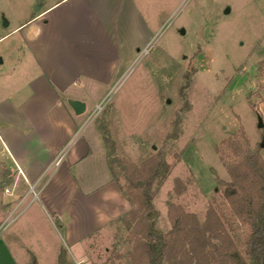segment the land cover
<instances>
[{"label":"rangeland","instance_id":"obj_1","mask_svg":"<svg viewBox=\"0 0 264 264\" xmlns=\"http://www.w3.org/2000/svg\"><path fill=\"white\" fill-rule=\"evenodd\" d=\"M55 1L0 0V100H21L30 92L35 68L24 51L23 26L15 28ZM135 5L140 20L127 18L128 31L120 38L136 33L139 49L129 55L119 48L121 58L106 82L81 77L68 88L69 95L59 98L67 105L71 98L86 101L79 119L88 122L81 134L93 143L91 161H98L103 148L126 200V191L138 186L130 185L132 177L144 183L151 162L161 159L167 165L150 190L157 229L167 233L176 218L204 223L211 209L242 254L248 228L233 214L226 192L234 187L232 176L238 173L233 167L244 156L257 153L264 163V0H135ZM3 138L0 212L7 233L22 221L8 223L10 218L34 193ZM105 173L89 176L90 183L99 184ZM65 180L70 187L69 177ZM24 193L27 197L13 210ZM134 201L131 206L127 200V211L82 242L80 263L61 241L63 264H131L134 242L127 238H135L134 230L120 217L136 210ZM30 212L46 214L37 200L22 216ZM136 220L129 218L131 228ZM43 245L39 253L45 254ZM47 255H41V264H53Z\"/></svg>","mask_w":264,"mask_h":264},{"label":"crops","instance_id":"obj_2","mask_svg":"<svg viewBox=\"0 0 264 264\" xmlns=\"http://www.w3.org/2000/svg\"><path fill=\"white\" fill-rule=\"evenodd\" d=\"M129 17L140 20L135 0H56L15 28L23 26L24 51L35 73L25 98L0 100V136L34 194L10 218L8 223L22 221L7 233L2 230L6 216L0 212V264H41L45 254L58 264L62 242L80 263L82 242L129 208L103 148L96 154L98 161H91L93 143L82 137L88 122L79 119L87 110L86 101L71 98L85 105L76 114L59 98L69 95L68 88L81 77L106 82L121 58L119 48L129 55L139 49L136 33L125 41L120 38L128 31L124 21ZM97 171H107V176L91 184L88 177ZM67 177L70 187L65 185ZM27 195L19 197L13 210ZM35 200L45 216H22ZM42 244L45 254L39 253Z\"/></svg>","mask_w":264,"mask_h":264},{"label":"trees","instance_id":"obj_3","mask_svg":"<svg viewBox=\"0 0 264 264\" xmlns=\"http://www.w3.org/2000/svg\"><path fill=\"white\" fill-rule=\"evenodd\" d=\"M167 168L163 160L156 159L148 167L144 183L134 176L130 185L138 186L135 191H126L131 206L138 199L136 210L129 209L120 217L130 231L134 230L131 233L135 238H127L134 242L129 253L131 264H264V163L257 153L236 163L233 168L238 175L232 176L234 187L226 192L233 214L248 228L242 254L211 209L212 217H207L204 223L191 220L185 224L176 218L167 233L156 228L150 190L154 179L163 178ZM131 217L137 219L134 228L129 221ZM57 258L63 264L62 250Z\"/></svg>","mask_w":264,"mask_h":264},{"label":"water","instance_id":"obj_4","mask_svg":"<svg viewBox=\"0 0 264 264\" xmlns=\"http://www.w3.org/2000/svg\"><path fill=\"white\" fill-rule=\"evenodd\" d=\"M225 11H227V9H225ZM0 62H1V59H0ZM68 104H69V106L72 108V110L76 114H79V113L83 112L84 107H85V105H84V103L82 101H79V100H76V99L68 100ZM259 125L261 126L260 118H259Z\"/></svg>","mask_w":264,"mask_h":264}]
</instances>
